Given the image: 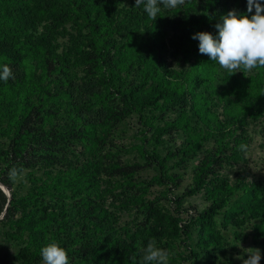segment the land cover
<instances>
[{
    "label": "rangeland",
    "instance_id": "rangeland-1",
    "mask_svg": "<svg viewBox=\"0 0 264 264\" xmlns=\"http://www.w3.org/2000/svg\"><path fill=\"white\" fill-rule=\"evenodd\" d=\"M76 1L86 3L88 0ZM90 1L101 6L98 13L105 17V22L113 29L112 35L106 39L108 50L116 53L123 45L122 51L125 53L124 43L130 44L126 50L130 52L154 50L159 59L157 65H161V69L165 66L162 73L173 70L174 75L170 81L174 95L161 100L159 105L146 107L142 117L137 110L132 109L118 121L111 122L105 136L96 146L98 151L91 150L89 153L84 152L83 143H87V140L82 142L70 138L65 132L67 127L69 129V118L74 112L70 104L71 98L60 97L49 102L47 107H52V114L43 121V129L50 130L54 127L64 132L62 139L53 145L52 155L55 158L48 160L46 166L42 164V160H33L18 170L15 179L11 178L12 189L18 197L42 186L39 191H43L50 209L54 210L51 222L43 227L44 230L35 232L39 239L37 241L44 245L55 240L67 251L69 264H92L88 259L95 253L93 245L98 234L103 239H108L115 233L120 235L126 231H138L148 223V208L152 201L153 204L169 209L172 215L183 221L193 219L212 202L208 190L219 182L235 187L227 206L215 216L216 228L222 235L223 245L210 246L208 250L199 247L198 226L194 225L190 238L186 239L181 235L166 249L170 253L169 264H193L195 257L191 254L190 247L199 254L201 261L218 257V264H242V260L237 257L248 258L244 249H259L252 236L253 225L260 220L253 219L239 229L225 220L224 212L243 197L246 186L264 181V105L257 112L255 105L261 98L256 96L258 92L251 80L248 81L249 77L261 69H253L247 77L243 72L231 75L212 61L213 67L209 72L219 73L215 77L214 90L219 94L222 90L228 91L230 95L246 88L248 93H242L237 105L248 107V111L240 114L244 118L235 119L229 113V108L235 105L234 101L237 102L239 94L229 96L227 100L231 102L225 108L220 104L224 99L217 98L218 95L214 97L210 109L215 111L219 120H211L209 124L197 120L190 108L192 100L188 99L186 93L179 91L178 73L182 69L186 70L192 60V57L190 61L182 59L183 41L189 35L192 37L199 32H209L215 36L216 15L221 20L223 15L233 9L248 14L247 0H185L183 5L175 9H165L163 5H159L161 11L155 21L163 23L161 28L164 33L158 35L152 33H155V29H148L154 20L148 18L143 5L135 7V0ZM109 2L112 10L108 11ZM68 6V0H0V67L7 64L12 69L14 78L7 81L13 84L10 91L15 86L25 87L23 81L20 82L22 73L27 69L31 73L29 78L32 87H28L32 92L26 101L29 106L37 101L39 88L36 87V81L43 73H61L65 77H77L80 83H89L88 78L92 73H107V67L112 61L106 55L100 61L89 62L78 56L75 46L84 47L89 43L87 36L80 35L81 32L86 33L88 27L84 24L82 30H79L78 24L82 20L76 15L67 17L64 14ZM254 12L255 9L252 14ZM197 42L199 43L198 40ZM113 59L116 61L119 56L114 54ZM124 59L123 56L120 58ZM51 62L56 69H49ZM119 71L126 73L120 66L117 72ZM130 73H136L138 77L139 72ZM236 78L240 79V84L236 83ZM11 79L16 80L12 82ZM162 79V76L156 78L160 82ZM7 82L0 80V93L9 90ZM64 89L61 87L60 91ZM195 89L197 93H209L203 87ZM216 91L213 93H217ZM19 95L20 92L15 96L18 98ZM116 97L115 104L121 102L118 101V94ZM111 100L112 95L106 96L107 106L111 104ZM0 104L4 108L8 102L1 98ZM84 106H88L89 110L86 111L102 107L95 104V100ZM185 118L189 119L188 125H185ZM4 123L7 124L5 117ZM171 123H178V128L163 135L156 146L153 133L158 127ZM191 136L197 139V147L189 154H183L185 142ZM8 142V136L0 137V149L6 148ZM240 144L248 145L247 153L239 149ZM155 146L156 153L166 165L165 178L159 164L151 162L152 158L147 159V155H155ZM95 151L99 153L98 156ZM92 156L95 161H100L98 170L88 163ZM127 164L137 166V170L133 173H118L111 168L112 165ZM203 165L208 166L211 174L200 192L189 194V189L195 185L196 174ZM89 178L96 179L98 186L86 189L83 193L74 191L73 186L78 179L87 181ZM28 210L29 208L25 212ZM25 212L18 209L7 219L0 221L1 257L13 259L21 248H36L29 231L32 223H41L39 215L42 212L24 217L22 226L17 227L13 221L21 219ZM236 231H243L247 236L236 238ZM83 243L86 244L85 247L82 246ZM98 246L99 244L96 247ZM85 253L86 259L82 260ZM36 264H42L41 255Z\"/></svg>",
    "mask_w": 264,
    "mask_h": 264
},
{
    "label": "trees",
    "instance_id": "trees-1",
    "mask_svg": "<svg viewBox=\"0 0 264 264\" xmlns=\"http://www.w3.org/2000/svg\"><path fill=\"white\" fill-rule=\"evenodd\" d=\"M108 1L112 2L113 0ZM110 2L108 11L112 10ZM68 4L69 6L65 9L64 14L67 17L76 15L82 20L78 24L79 30H82L84 24L88 27V31L86 33L81 32L80 35L87 36L89 43L84 47L75 46L78 56L85 62H89L90 60L100 61L102 56L106 55L111 57L112 61L107 67V73H92V76L88 78L89 83H80L77 77H65L61 73H43L42 77L40 76L36 81V87L39 88L37 101L30 106L26 104L29 94L32 92V89L28 87V85L31 86L29 78L31 73H28V69L25 70V73H22L23 75L20 79V82L23 81L25 87L15 86L10 91L13 84L7 82L9 90L1 91L0 101L1 98H5L8 105L2 108L0 104V137L8 136L9 142L6 148L0 149V181L10 187L11 197L0 187V221L3 218L7 219L12 212L18 209H22L25 212L29 208L21 219L13 221L17 227H21L22 221L25 220L24 217H32V214L38 211L42 213L39 215L41 223L39 225L32 223L29 231L30 238L36 244V248L34 250H30L28 247L21 248L13 259L0 256V264H36V260L40 256V249L47 244L46 242L42 245L38 242V237L35 236V232L39 229L44 230L43 227L49 224L54 217V210L50 209V205L45 198L46 195H43V191H39L43 187L37 186L27 195L18 197L17 193L12 189L9 173L13 167L19 170L36 159L42 160V164L46 166L48 160L55 158V155H52L53 145L62 139L64 132L54 127L50 130L43 129V121L52 114V107H47L49 102L56 101L60 97L71 98L70 104L73 106L74 112L70 115L69 129L67 127L65 132L70 138H76L82 142L87 140V143H83L84 152L89 153L92 152L91 150H97L96 146L105 136L111 122L118 121L132 109L137 110L140 117H142L146 107L159 105L161 100H166L174 95L171 88L172 82L170 81L171 76L174 75L173 70L166 69L168 73H162L165 66L161 69V65H157L159 59H157L154 50L146 51L142 49L141 51L134 50L130 52L126 51L129 49L130 44L124 43L125 53L122 51L123 45L116 53H111L107 48L106 39L112 35L113 29L105 22V17L98 13L101 6L99 7L98 4H94L90 0L86 3L68 0ZM145 19L147 20V18ZM220 22L222 21L218 20L216 15L214 25ZM162 24L159 20H154L150 23L148 29H155V33L152 32L154 35H158L161 32L164 33L161 28ZM215 33V36L218 35L217 29ZM191 38V35H189V38L183 41L182 59L190 61L192 57V60L186 70L182 69L178 73V87L180 92L186 93L188 99L192 100L190 108L196 114L197 120H202L205 124H209L211 120L218 121L215 111L210 109V104L214 97L219 95L217 98L224 99L220 104L225 108L231 102L227 98L237 93L239 94L238 100L237 102L234 101L235 105L229 108V113L235 119L244 118L240 114L247 112L248 107L237 105V103L241 99L242 93L244 95L248 93L247 89L244 88L242 91H237V93L232 92L230 95L228 91L225 92L222 89L221 94L214 90L213 86L216 85L215 77L219 73L209 72L211 67H213L210 57L207 55L203 57L199 53V43ZM114 54L119 56L116 61L113 59ZM122 56L125 58L124 60H120ZM118 66L124 68L126 73L117 72ZM56 68L54 63L51 62L49 64L50 70ZM132 71L139 72L137 73L138 77L136 73H130ZM163 75L169 79H165L166 77L164 78ZM158 76H162V82L156 80ZM236 79V83L240 84V79ZM11 80L14 82L16 79ZM250 80L258 92L256 96L261 98V100L259 99L260 102L255 105L257 112H259L264 105V69L249 77L248 81ZM61 87L65 89L60 91ZM198 87H203L209 93L204 94L201 91L197 93L195 88ZM215 91L217 93H213ZM19 92L20 95L17 98L15 95L19 94ZM116 94L120 96L118 101L121 100V102L115 104V101H117ZM108 95H112L109 106L106 105V96ZM91 100H95V104H100L102 107L97 110L86 111L89 109H87L88 106L85 107L84 105ZM4 117L7 120V124L4 123ZM185 121L187 122L185 125H188L189 119L185 118ZM178 125V123H171L158 127L153 133L156 146L163 135L178 128ZM185 144L183 154H189L191 150L197 147V139L191 136ZM156 146L154 148L155 155L152 157L147 155V159L152 158L151 162L155 161L159 164L164 177L167 174L166 165L156 153ZM97 151H95L96 156L99 155ZM99 162L95 161L94 156L88 161L97 170L99 169L97 167ZM111 168L118 173H133L137 170V166L131 164L112 165ZM94 172L92 171V173ZM209 174H211V170L208 166L203 165L196 174L195 185L189 189L188 193L195 194L200 192L205 186ZM55 186L54 188L58 190ZM97 186L98 182L96 179L89 178L87 181L78 179L73 189L78 193H83L86 189ZM208 191L212 202L193 219L189 218L186 221L172 215L169 209L153 204L152 201L148 208V223L137 229L138 231L133 233L126 231L120 235L115 233L108 239H103L98 234L93 245L95 253L88 260L92 264H141L142 253L140 248L146 247L150 239L154 238L157 246L167 249L181 235H184L186 239L190 238L194 225L198 226L199 247H204L208 250L210 246H222V235L216 228L215 216L227 206L231 196L234 194L235 187L227 183L217 182ZM177 202H180V198L177 199ZM224 217L225 220L230 221L239 229L253 219L260 220L259 223L253 225L252 238L262 254L260 264H264V181H258L246 186L243 197L224 212ZM244 236L247 235L243 231H236V238ZM87 241L88 243L90 242L89 239ZM98 244L99 246L96 247ZM82 246L85 247L86 244L83 243ZM190 248L191 254L195 257L193 264H218V257L201 261L199 254L192 247ZM83 259H86V253L83 255Z\"/></svg>",
    "mask_w": 264,
    "mask_h": 264
},
{
    "label": "clouds",
    "instance_id": "clouds-1",
    "mask_svg": "<svg viewBox=\"0 0 264 264\" xmlns=\"http://www.w3.org/2000/svg\"><path fill=\"white\" fill-rule=\"evenodd\" d=\"M185 3V0H135V7L143 5V10L149 19L156 20L163 5L165 9H175ZM253 9H255L254 14ZM247 13H239L233 9L221 17L215 25L218 35L209 32H199L192 39L199 41V53L210 57L220 67L233 75L237 72L247 74L253 69H264V3L262 0H247ZM251 14V15H249ZM14 78L9 65L0 67V80L7 82ZM239 149L245 153L247 144H240ZM18 170L13 167L9 176L15 179ZM240 247V246H238ZM141 264H169L168 250L157 246L156 240L150 239L146 247L140 248ZM247 259L238 256L242 264H260L261 251L257 248L244 249ZM42 264H69V256L65 248L55 240L40 249Z\"/></svg>",
    "mask_w": 264,
    "mask_h": 264
},
{
    "label": "water",
    "instance_id": "water-1",
    "mask_svg": "<svg viewBox=\"0 0 264 264\" xmlns=\"http://www.w3.org/2000/svg\"><path fill=\"white\" fill-rule=\"evenodd\" d=\"M0 187L8 194L9 197H11V192H10L9 188L1 181H0Z\"/></svg>",
    "mask_w": 264,
    "mask_h": 264
},
{
    "label": "bare ground",
    "instance_id": "bare-ground-1",
    "mask_svg": "<svg viewBox=\"0 0 264 264\" xmlns=\"http://www.w3.org/2000/svg\"><path fill=\"white\" fill-rule=\"evenodd\" d=\"M2 184V183H1Z\"/></svg>",
    "mask_w": 264,
    "mask_h": 264
}]
</instances>
